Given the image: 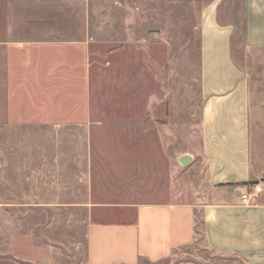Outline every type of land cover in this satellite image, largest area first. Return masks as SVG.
<instances>
[{
	"label": "rangeland",
	"instance_id": "rangeland-1",
	"mask_svg": "<svg viewBox=\"0 0 264 264\" xmlns=\"http://www.w3.org/2000/svg\"><path fill=\"white\" fill-rule=\"evenodd\" d=\"M201 5L91 0L87 83L70 69L81 48L38 47L35 59L31 50L11 53L18 64L33 61L38 89L0 86V257L46 259L50 246L53 264L83 260L84 191L116 202L197 194L204 174ZM246 65L251 94L264 102V50ZM181 154L191 156L184 165ZM85 173L91 185H83ZM197 231L184 258L248 264L213 254L200 218Z\"/></svg>",
	"mask_w": 264,
	"mask_h": 264
},
{
	"label": "crops",
	"instance_id": "crops-1",
	"mask_svg": "<svg viewBox=\"0 0 264 264\" xmlns=\"http://www.w3.org/2000/svg\"><path fill=\"white\" fill-rule=\"evenodd\" d=\"M198 1L202 187L190 201H178L172 193L165 201L116 202L84 191L78 206L84 258L70 264H199L183 257L184 249L196 241L199 218L213 254L264 264V102L251 94L246 68L247 57L264 50V0ZM90 3L0 0V86L38 89L33 61L18 64L11 53L31 50L35 59L34 49L59 46L81 48L74 50L79 59L70 69L87 83ZM87 156L85 169L91 168ZM82 183L92 184L89 173ZM254 184L262 190L254 192ZM243 194L248 197L243 199ZM49 247L46 259L0 257V264H53L49 253L54 249Z\"/></svg>",
	"mask_w": 264,
	"mask_h": 264
},
{
	"label": "built area",
	"instance_id": "built-area-1",
	"mask_svg": "<svg viewBox=\"0 0 264 264\" xmlns=\"http://www.w3.org/2000/svg\"><path fill=\"white\" fill-rule=\"evenodd\" d=\"M252 189H253L254 192H259V191L262 190V186H261V184H254L253 187H252ZM247 197H248L247 194H243V195H242V198H243V199H245V198H247Z\"/></svg>",
	"mask_w": 264,
	"mask_h": 264
},
{
	"label": "water",
	"instance_id": "water-1",
	"mask_svg": "<svg viewBox=\"0 0 264 264\" xmlns=\"http://www.w3.org/2000/svg\"><path fill=\"white\" fill-rule=\"evenodd\" d=\"M179 162L181 163V164H186L189 160H190V155H188V154H184L183 156H181L179 159Z\"/></svg>",
	"mask_w": 264,
	"mask_h": 264
}]
</instances>
